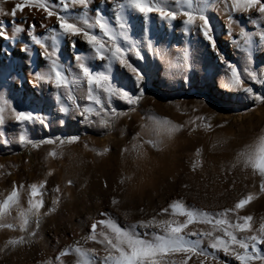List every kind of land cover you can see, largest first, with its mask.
<instances>
[{"label": "rangeland", "instance_id": "374dc122", "mask_svg": "<svg viewBox=\"0 0 264 264\" xmlns=\"http://www.w3.org/2000/svg\"><path fill=\"white\" fill-rule=\"evenodd\" d=\"M10 1L3 0L6 3L2 6L10 9L14 3ZM90 4L89 18L99 9L115 22L114 0H98ZM80 10L78 8V12ZM230 15L231 25L222 4L208 10L217 50L224 61L240 70L242 79L255 94L264 96V84L253 82L244 74L245 53L233 42L238 38L241 28L248 33H255L259 28H264V21L258 22V28L252 23L258 14L232 12ZM133 20L140 34L145 62L131 54L129 60L145 74L141 83L143 94L131 111L124 101L113 98L112 106L124 114L113 120L111 128L84 121L75 111L69 114L58 112L52 119L44 120L47 128L38 122L20 125L9 112H5V122L0 125V138L12 142L7 146L0 143V201L11 191L13 182L23 184L25 188L18 190L19 203L22 208H26L27 185L38 183L51 172L45 187L46 209L54 207L55 210L46 219L40 240L17 247L8 255L0 252V264H47L48 261H54L66 246L76 241L85 248H95L94 264H100L104 256L102 246L84 239L90 232L91 223L104 219L99 216L100 212H108L124 227L138 219L155 216L172 200L183 199L185 205L215 212L233 206L237 200L256 191V177L250 172L241 171L239 167L232 168L231 164L236 152L264 130V104L256 103L243 91L222 87L226 65L202 36H185L179 21L169 26L152 14L149 22L144 23L136 13ZM22 21L26 23L22 24ZM0 22L7 25V31L11 34L12 18L0 16ZM15 22L24 28L36 24V35L46 32V28L40 26L41 23L48 28L54 26V18L45 20L41 12L28 9L18 13ZM146 25H150L153 30V47L154 50L162 51L161 56H157L155 51L149 52L143 46ZM229 26L231 35L228 34ZM20 38L29 41L23 32L17 34L15 41ZM254 39L258 43V37ZM10 45V40L0 39V96L18 111L34 112L43 108L57 111L58 92L62 103H68L62 89L57 90L50 84L36 81L34 57L40 60L43 71L47 70L46 61L39 56L40 50L34 51L28 47L29 53H24L21 58V71L24 74L21 83L14 75L11 56L4 54L6 50L10 52ZM59 45L63 47V51L59 50L60 60L67 64L71 74L76 72L72 59L75 53L91 56L88 46L78 38L75 40V48L69 47L66 39L61 40ZM184 49L190 53V67L181 70L177 65L184 55ZM252 56V70L264 72V49L254 47ZM88 63L94 70L104 71L103 61L90 59ZM114 73L120 81L118 86L137 94L138 90L127 69L116 64ZM25 91L38 103L36 108L30 106ZM80 95L81 92L77 90L78 103L84 105L86 102L79 99ZM148 116L167 119L182 127L171 138L163 131L157 137L155 126L147 119ZM201 117L204 119L201 120ZM90 119L97 118L93 116ZM20 134L37 142V146L20 145L14 139ZM70 136H78L79 140L69 143L66 138ZM56 137L65 138V142L60 144L55 141ZM47 138H52L54 143H38ZM148 139L162 140L163 143L158 145L159 150L144 143ZM103 149L108 151L103 152L101 160L96 161L94 154ZM197 149L201 150L199 157L196 156ZM50 151L57 155L49 157L47 154ZM197 160L199 166L193 170L192 166ZM68 181H71V185ZM57 187L59 192L56 191ZM57 197L59 202L53 205V199ZM112 198L118 199L120 203L112 206ZM125 212L128 213L127 219L123 215ZM237 214L252 216L250 223L254 229H258L260 223L264 222V194L256 195ZM15 216L16 209L13 208L8 219L14 224L17 223ZM166 218L167 214L157 216V219ZM176 219L182 221L184 218ZM189 228L194 231L209 230L208 225L202 224L189 225ZM101 230L98 225L97 232ZM139 231L143 234L155 229ZM19 235V230L0 229V248H5L9 239ZM206 245L205 240L203 246ZM216 255L226 264H238L234 258L224 256L222 252ZM75 261V255L69 254L54 264H75ZM189 264L198 262L193 258ZM205 264L212 262L206 261Z\"/></svg>", "mask_w": 264, "mask_h": 264}, {"label": "snow or ice", "instance_id": "6c2138e0", "mask_svg": "<svg viewBox=\"0 0 264 264\" xmlns=\"http://www.w3.org/2000/svg\"><path fill=\"white\" fill-rule=\"evenodd\" d=\"M2 3L3 0H0V16L12 18V32L9 34L7 25L0 22V39L11 40L14 43L17 34L23 32L32 45L38 46L39 56L46 61L47 70L35 72V79L38 82L50 84L57 90H63V95L70 107L62 103L61 95L58 92L56 101L60 113H68L72 110L78 113L84 121L98 123L103 128H111L113 120L124 114L112 106L113 98L128 104L130 111L134 110L133 106L143 94L141 83L145 79V74L142 69L129 60L130 54L137 60L144 59L141 42L133 40L129 34L131 13L141 16L144 23L149 22L152 14L169 26L172 25V22L179 21L185 36L193 34L202 36L220 61L226 65V75L222 87L233 91H243L256 103L264 104V96L255 94L253 89L247 86L245 80L242 79L240 70L232 63L224 61L218 52L213 35L214 29L208 16L209 8L216 9L222 4L223 10L228 14L229 25L232 23L230 15L232 12H251L258 14L252 23L259 28L258 22L264 21V0H115L114 25L99 9L95 11L92 18H89L87 11L89 0H52V3H49V0H16L10 9H5ZM76 8L82 11L74 12L73 9ZM25 9L41 12L45 20L54 18V26L48 28L44 23H41L40 26L46 28L43 35L35 34L36 24H29L26 28L21 27L15 22V17L18 13H24ZM228 34L231 35L230 26ZM254 37H258V43ZM77 38L88 46L91 56L75 53L72 59L75 62L76 72L70 74L61 63L59 44L61 40L66 39L69 47L75 48ZM233 42L245 53L244 74L253 82L264 84V72L258 73L251 67L253 48L264 49V28H259L255 33H248L241 28L238 38ZM143 46L149 52L155 51L157 56L162 55L160 49L154 50L151 40L146 39ZM20 51L29 53L27 45L22 46ZM163 51L166 52V50ZM4 54L11 55L7 50ZM189 56L188 49H184V55L177 65L179 69L184 70L190 67ZM90 59L103 61L104 71L94 70L88 63ZM116 64L131 73L138 90L137 94H133L113 82L112 71L113 65ZM77 90L81 92L79 99L86 102L84 105L78 103ZM6 111L20 125L38 122L43 127H48L42 117L30 111H18L11 106L7 99L0 96V125L5 122ZM93 116L97 119L91 120L90 117ZM147 119L155 126L157 137L163 131L168 138H171V135L182 127L172 124L167 119H159L154 116H148ZM206 126L210 127V125ZM14 139L22 146H37V142L23 134ZM66 139L69 143H73L78 141L79 137L70 136ZM55 141L63 144L65 138L56 137ZM11 142L6 138H0V143L5 146ZM38 143L53 144L54 140L52 138L41 139ZM144 143L159 150L158 145L163 141L148 139ZM106 151L108 149L96 151V155H102ZM200 154L201 150L197 149L196 156L199 157ZM47 155L55 157L57 154L50 151ZM199 163V160L194 162L193 170L199 166ZM231 167H239L241 171L250 172L254 177L258 176L259 193L264 194V130L236 152ZM48 175H51V172ZM67 183L71 185V181ZM44 185L43 180L27 185V207L22 208L19 203L18 190L24 189L25 185H17L13 182L11 191L0 201V229L7 228L15 231L18 227V230L24 233L30 223V217L37 216L43 207L40 197ZM56 191L59 192L58 187ZM256 195L250 192L244 198L237 200L233 206L215 212L188 206L185 205L183 199H176L172 200L167 207L162 208L155 216L138 219L124 227H121L108 212H100L99 216L104 219L93 221L90 225V232L84 239L86 242L93 241L102 246L104 256L100 264H189L193 258L198 264H205L206 261H211L212 264H226L216 255L218 252L234 258L238 264H264V222L260 223L258 229H254L250 223L253 219L252 216L237 214L245 205L254 200ZM58 202L57 197L53 199L52 203L55 205ZM119 203L118 199H111L112 206H117ZM13 208L16 209L14 218L17 221L16 224L8 219L11 217ZM54 210L52 207L47 211ZM140 211L142 212L143 209ZM165 214L168 218L157 219V216ZM123 215L127 219L128 213L125 212ZM176 217L184 219L180 221ZM193 224L208 225L209 230L194 231L189 228V225ZM98 225L102 229L99 232H97ZM36 227H39L38 219ZM139 229H155V231H145L142 234ZM28 234L35 235V232L32 231ZM205 240L207 241L206 247L203 246ZM22 243H24L23 235L9 239L4 247ZM2 251L4 248H0V252ZM96 252L95 248H85L80 245L79 241H76L66 246L54 258V261H48L47 264H54V262L60 261L61 257L69 254L75 255V264H94Z\"/></svg>", "mask_w": 264, "mask_h": 264}, {"label": "bare ground", "instance_id": "6f19581e", "mask_svg": "<svg viewBox=\"0 0 264 264\" xmlns=\"http://www.w3.org/2000/svg\"><path fill=\"white\" fill-rule=\"evenodd\" d=\"M92 1H94V2L96 1V3H97L98 0H89V4ZM10 2L11 3L15 2V0H12ZM114 2H115V0H114ZM4 3H6V2H4ZM4 3H2V4L5 5ZM49 3H52V0H49ZM8 4L10 5V3H8ZM91 5H93V4H90V6ZM73 11L74 12H78V8L73 9ZM103 14L105 15L106 19H108L113 25L115 24V22L111 19V17L107 13H103ZM134 14L135 13H131L130 16H129V24H130L129 34H130V36H131V38L133 40L140 41L141 44H142V41L140 39V34H139L138 30L136 29V26L134 24V20H133ZM25 23H26V21H24V22L22 21V24H25ZM21 26H23V25H21ZM35 34H37V33H35ZM146 39L147 40H151V42L153 44H155L153 30H152L150 25H146V28H145V30L143 32V41H145ZM25 45H27V47H31L34 51H39L40 50L38 48V46L32 45L29 41H27L24 38H20L18 41H15L14 43L11 41V45H10L11 46L10 47L11 48L10 49L11 55L10 56H11L12 63H13L14 75H16L20 79L21 83H23V81H24V74L21 71V67H22L21 58L24 56V52H21L20 49H21L22 46H25ZM59 50L63 51V47H61V45H59ZM141 52H142V55L144 56V59L142 61L145 62V55H144V52L142 50V46H141ZM34 64H35L34 65V69H35L36 72L37 71H41V72L43 71L42 64L40 63V60L37 57H34ZM63 65L65 66L66 70L70 73V69L67 66V64H63ZM114 69H115V65H113L112 77H113V82L118 85L120 81H119L117 75L114 73ZM0 84H2L1 81H0ZM25 94H27V96L29 98L30 106H32L33 108H36L38 106V103L33 98H31L26 91H25ZM63 104H65L66 106L70 107V105H68V103H63ZM58 109H59V107H58ZM58 109L56 111L55 109H51V108L50 109H45V110L43 108L42 110H39V111L36 110L33 113H35L38 116L42 117L44 120H46V119L48 120V118L52 119L53 117H55L58 114V112H59ZM71 111L72 110H70L68 113H62V114H69ZM103 156H104V154H102V155L94 154V159L96 161H99V160H101V158ZM49 176L50 175H48V173H47L42 179L45 182L44 188L41 190L42 196L40 197L42 199V201H43V207L40 209V212H39V214L37 216L30 217V223H29L26 231L24 233L20 232L19 236H21V235L24 236V243L19 244V245H15V246L9 245L8 247H5L4 251H3V253L5 255H8L9 253H11L17 247L24 246V245H31L33 243H36L43 236L44 223H45V221H46V219L48 217H50L51 215L54 214L53 211H47V209H46L47 193H46V188L45 187H46V183H47V180H48ZM256 181H257V183H256V191L252 192V193L260 195V193H259V177L258 176H256ZM45 213H47V214H45ZM37 219L39 220V227L38 228L36 227V220ZM17 230H18V227H17ZM32 231L35 232V235H29L28 234L29 232H32Z\"/></svg>", "mask_w": 264, "mask_h": 264}]
</instances>
